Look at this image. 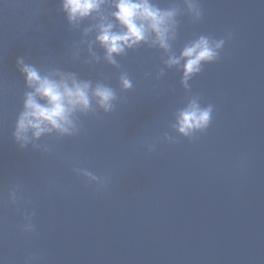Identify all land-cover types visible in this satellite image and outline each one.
I'll return each mask as SVG.
<instances>
[{
    "label": "water",
    "instance_id": "obj_1",
    "mask_svg": "<svg viewBox=\"0 0 264 264\" xmlns=\"http://www.w3.org/2000/svg\"><path fill=\"white\" fill-rule=\"evenodd\" d=\"M152 2L178 9L176 56L201 35L225 39L187 87L158 47L129 49L117 67L93 43L97 62L82 43L95 39L83 35L95 14L73 27L61 0H0V264H264V0H198L199 20L183 0ZM111 11L108 0L101 15ZM20 57L113 88L114 110L93 101L76 114L77 134L20 149ZM193 99L213 107L211 122L183 136L177 115ZM27 215L34 231L22 230Z\"/></svg>",
    "mask_w": 264,
    "mask_h": 264
},
{
    "label": "clouds",
    "instance_id": "obj_2",
    "mask_svg": "<svg viewBox=\"0 0 264 264\" xmlns=\"http://www.w3.org/2000/svg\"><path fill=\"white\" fill-rule=\"evenodd\" d=\"M108 0H61V11L65 14L70 26L78 27L79 22L92 17H98V23L85 28L83 35L95 31L94 41H82L88 44L89 53L98 62L100 57L92 52L93 43L104 50L103 59L110 65L117 66L116 56L126 54L127 50L141 45L158 47L168 58L164 61L168 68L179 66L182 69L181 84L188 86V81L202 71V66L219 58V52L225 44V39H210L201 35L186 45L179 56L172 53L171 41L176 38L178 9L169 7L162 9L152 0H111L112 11L110 19L101 15L103 5ZM183 4L194 19L202 17L198 0H183ZM230 38V35L229 37ZM183 64L181 65V62ZM16 66L24 77L28 91L24 93L22 110L19 112L14 131L15 143L20 149L32 145L34 148L48 151L46 146L35 142L42 136L56 134L59 137L73 136L79 132L76 114H87L95 111L92 102L110 113L114 110L116 93L113 88L92 81L78 79L74 72H64L59 69L42 73L35 65L26 63L23 57L17 58ZM163 70L160 75L162 76ZM122 90L132 88V82L127 73L119 77ZM213 107H201L196 99L182 109L177 115L176 130L183 136H190L197 131L208 128ZM78 175L89 182L103 186L102 177L93 174L85 168L75 169ZM19 187V186H17ZM9 198L13 203L18 200L17 192L10 191ZM22 230L34 231L31 216L25 217Z\"/></svg>",
    "mask_w": 264,
    "mask_h": 264
}]
</instances>
